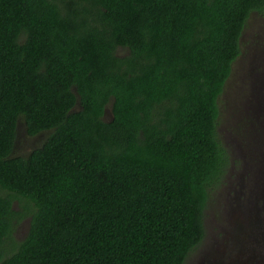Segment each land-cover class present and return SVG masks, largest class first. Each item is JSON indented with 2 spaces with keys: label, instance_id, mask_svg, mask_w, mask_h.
Here are the masks:
<instances>
[{
  "label": "trees",
  "instance_id": "1",
  "mask_svg": "<svg viewBox=\"0 0 264 264\" xmlns=\"http://www.w3.org/2000/svg\"><path fill=\"white\" fill-rule=\"evenodd\" d=\"M254 12L0 0V264H184L231 163L220 96ZM20 123L44 136L27 155Z\"/></svg>",
  "mask_w": 264,
  "mask_h": 264
},
{
  "label": "rangeland",
  "instance_id": "2",
  "mask_svg": "<svg viewBox=\"0 0 264 264\" xmlns=\"http://www.w3.org/2000/svg\"><path fill=\"white\" fill-rule=\"evenodd\" d=\"M241 46L242 53L234 62L220 96L218 129L220 139L230 151L231 163L222 182L211 191L205 210L203 246L220 248V244H228L229 250L223 251L239 258L235 264H256L260 254H264L258 247L250 254H240L238 247H230L233 239L241 234L234 227L240 218L264 217V13L251 14ZM110 116L109 107L106 117ZM43 140L42 135H27L24 124L20 123L14 153L27 155ZM27 224L28 220L21 224L16 238L23 237ZM197 252L195 249L191 256ZM248 256H254V260Z\"/></svg>",
  "mask_w": 264,
  "mask_h": 264
},
{
  "label": "flooded vegetation",
  "instance_id": "3",
  "mask_svg": "<svg viewBox=\"0 0 264 264\" xmlns=\"http://www.w3.org/2000/svg\"><path fill=\"white\" fill-rule=\"evenodd\" d=\"M262 214L264 215V213ZM243 225H246V228H241ZM255 226L258 227L256 228ZM234 227L235 230L240 231L241 234L238 235V237H235V240L233 239L230 248L235 249L238 247L237 251L240 252V254H250L256 250L257 247L264 251V217L262 218L261 215H259L257 218L256 215L255 217L251 218L249 215H247L246 217L240 218L238 222L235 223ZM205 237L206 233L204 239ZM204 239L188 254L185 264L187 261V264H235V262L239 259L232 258L228 252L223 251L229 250L228 244H220V248L213 245H210L207 248V245L206 247L203 246ZM195 249H198V252L192 257L191 254ZM247 258L254 260V256L253 258L250 256ZM256 264H264V254H260V259Z\"/></svg>",
  "mask_w": 264,
  "mask_h": 264
}]
</instances>
